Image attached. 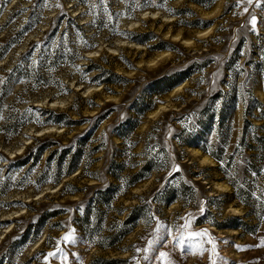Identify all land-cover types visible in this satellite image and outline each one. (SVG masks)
<instances>
[{"label": "rangeland", "instance_id": "374dc122", "mask_svg": "<svg viewBox=\"0 0 264 264\" xmlns=\"http://www.w3.org/2000/svg\"><path fill=\"white\" fill-rule=\"evenodd\" d=\"M213 261L264 264V0H0V264Z\"/></svg>", "mask_w": 264, "mask_h": 264}, {"label": "snow or ice", "instance_id": "6c2138e0", "mask_svg": "<svg viewBox=\"0 0 264 264\" xmlns=\"http://www.w3.org/2000/svg\"><path fill=\"white\" fill-rule=\"evenodd\" d=\"M249 2H251V0H249ZM256 23V18L253 17L252 18V24L255 25ZM197 235H207V233H198ZM65 239H70V237H65ZM209 243H212V240L209 239ZM213 254L215 255V245L213 244ZM213 264H215V261H213Z\"/></svg>", "mask_w": 264, "mask_h": 264}, {"label": "trees", "instance_id": "16d2710c", "mask_svg": "<svg viewBox=\"0 0 264 264\" xmlns=\"http://www.w3.org/2000/svg\"><path fill=\"white\" fill-rule=\"evenodd\" d=\"M107 168H108V167L105 168V171H106V172H107Z\"/></svg>", "mask_w": 264, "mask_h": 264}]
</instances>
